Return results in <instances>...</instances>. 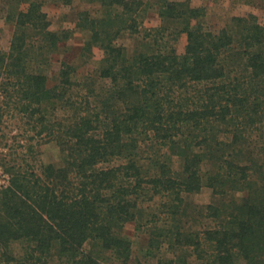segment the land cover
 Returning a JSON list of instances; mask_svg holds the SVG:
<instances>
[{"label": "trees", "instance_id": "1", "mask_svg": "<svg viewBox=\"0 0 264 264\" xmlns=\"http://www.w3.org/2000/svg\"><path fill=\"white\" fill-rule=\"evenodd\" d=\"M45 2H6L14 32L0 49V123L20 121V151L3 159L0 264H133L129 222L157 264H264L258 17L213 30L206 7L163 0L161 24L144 28L142 2L90 0L100 8L79 15L81 55L101 50L100 65L80 75L63 62L51 86V53L69 35L51 29ZM128 34L132 50L118 44ZM47 143L59 164L39 160ZM206 186L220 200L195 205Z\"/></svg>", "mask_w": 264, "mask_h": 264}, {"label": "rangeland", "instance_id": "2", "mask_svg": "<svg viewBox=\"0 0 264 264\" xmlns=\"http://www.w3.org/2000/svg\"><path fill=\"white\" fill-rule=\"evenodd\" d=\"M142 2L144 8L148 9L143 23L144 28H155L161 24L158 14L159 3L163 0H135ZM7 0H0V49L8 52L11 46V40L14 27L6 23ZM192 4L198 7H206L208 10V23L213 30H221L226 27L233 17L247 16L255 14L260 23L264 25V0H192ZM99 5L90 2V0H46L44 10L48 13L51 20V29L55 32H67L68 39H65L57 51L51 53L52 67L50 69V85H54L55 76L62 68L63 62L74 64L80 75H86L93 72L100 65L102 51L96 49L94 57L87 59L82 57V49L88 32L82 31L77 27L79 15L83 11L98 13ZM137 38L132 35H124L118 40V44L134 49ZM186 45V37H182L179 43V52L183 53ZM1 102V96H0ZM20 121L14 117H6L4 123H0V187L7 185L9 175L5 171L4 158L10 160L15 153L20 151L15 138L19 135ZM25 145L26 141H23ZM39 160L46 164L61 162L60 148L55 143H47L39 149ZM7 155V156H6ZM176 167H179V161L176 159ZM220 200L215 197L213 189L206 186L204 189L190 197V200L198 206L208 205L214 201ZM205 221V220H204ZM193 228L201 229L203 224L193 223ZM125 234L130 238L133 244V264H157L154 257H145V251L148 249L149 237L144 230L137 228L136 222H129L125 227ZM19 253L22 252L21 246H15Z\"/></svg>", "mask_w": 264, "mask_h": 264}]
</instances>
